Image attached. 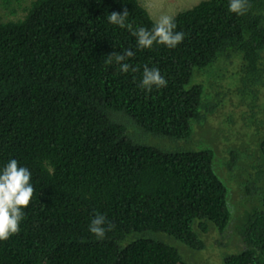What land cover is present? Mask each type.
I'll list each match as a JSON object with an SVG mask.
<instances>
[{"label": "trees", "instance_id": "1", "mask_svg": "<svg viewBox=\"0 0 264 264\" xmlns=\"http://www.w3.org/2000/svg\"><path fill=\"white\" fill-rule=\"evenodd\" d=\"M249 3L237 15L229 0H202L174 16L185 34L176 48L138 49L107 15L127 9L133 30L151 29L140 0H0V170L16 159L34 187L19 233L0 242V264H200L173 243L199 251L209 225L239 247L223 264H264V0ZM125 49L139 71L105 62ZM145 65L167 86L140 87ZM218 115L243 121L256 146L242 178L258 207L242 225L216 145L156 143L200 142ZM237 151L224 154V172ZM96 214L113 225L103 239L89 231Z\"/></svg>", "mask_w": 264, "mask_h": 264}, {"label": "rangeland", "instance_id": "2", "mask_svg": "<svg viewBox=\"0 0 264 264\" xmlns=\"http://www.w3.org/2000/svg\"><path fill=\"white\" fill-rule=\"evenodd\" d=\"M143 5L148 9L150 17L156 22L161 15L167 14L174 17L178 12L184 11L198 4L202 0H140ZM208 123L205 125V130L199 132L200 142L192 143L190 141H178L175 138H160L156 137V143L161 144L166 147H173L171 150H197L202 148H210L213 150L212 146H217V155L215 158V168L217 165L216 173L222 182L227 186L228 189V199L230 202V212L233 218H236L237 224L242 225L243 219L249 215L252 208L258 207V203L252 198L246 200V196H249V192L246 190L245 185L248 179L242 178V173H246L244 164L255 160L250 154V150L256 148L255 143L252 141L253 136H247L243 131L245 128V123L240 119H230L227 120L223 115L209 117ZM254 130L259 131L257 123L253 124ZM136 135L138 137L146 138L145 143H151L147 139L150 136L145 135L141 131H137ZM249 135V134H248ZM264 135V132H263ZM155 138V137H153ZM153 144V143H151ZM229 146L227 150L220 151V146ZM249 145V147H248ZM245 152L239 160L235 161L236 164L232 163L231 172H224V154L230 153L240 148ZM246 147L248 148L246 150ZM237 151L238 154L241 152ZM227 155V154H226ZM237 162H241L238 165ZM220 173V174H219ZM247 192V193H246ZM236 228V227H235ZM236 230V229H235ZM223 234L218 231L213 225H209V230L206 235H201L204 248L195 251L184 246L178 241L173 243V246L178 249L181 256L184 258H189L195 260L200 264H223V259L226 256L237 254L239 247L232 244L234 240L232 238H223ZM237 241H240L238 239ZM235 243V242H234Z\"/></svg>", "mask_w": 264, "mask_h": 264}, {"label": "clouds", "instance_id": "3", "mask_svg": "<svg viewBox=\"0 0 264 264\" xmlns=\"http://www.w3.org/2000/svg\"><path fill=\"white\" fill-rule=\"evenodd\" d=\"M251 5L249 0H229V11L237 15L245 14ZM187 10V9H186ZM129 13L127 9L121 12H112L107 15L109 23L121 28L127 27L136 38L138 49H151L154 44L165 46L169 49L176 48L183 42L185 34L176 31L177 25L174 17L164 14L154 23L151 29L139 27L133 30L131 23L126 24ZM21 20L25 15L20 16ZM19 19V20H20ZM135 53L131 49L122 52H113L107 55L108 64L115 62L123 73L139 71L129 62ZM167 86V81L156 67L144 66L140 87L151 90L152 87L162 88ZM31 172L28 168L19 166L16 159H10L0 170V242L7 241L12 235L20 231V223L23 219V209H26L33 197L34 187L30 183ZM106 217L96 214L91 220L89 231L97 239H103L107 231L113 227Z\"/></svg>", "mask_w": 264, "mask_h": 264}]
</instances>
